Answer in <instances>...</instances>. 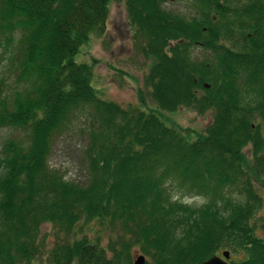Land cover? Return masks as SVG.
I'll use <instances>...</instances> for the list:
<instances>
[{
	"label": "trees",
	"instance_id": "16d2710c",
	"mask_svg": "<svg viewBox=\"0 0 264 264\" xmlns=\"http://www.w3.org/2000/svg\"><path fill=\"white\" fill-rule=\"evenodd\" d=\"M121 1L149 62L143 86L154 111L103 100L93 66L75 59ZM164 1L0 0V131L24 134L0 145V264H34L41 225L69 235L79 222L104 224L116 240L107 249L97 238L55 243L48 264H117L132 249L153 264H201L224 251L230 264H264L261 199L243 154L248 147L261 179L264 0H189L190 19ZM196 47L210 58L193 60ZM179 109L210 111L212 123L190 140L160 119ZM73 122L88 139L83 186L48 167L54 138ZM193 197L202 205L182 201Z\"/></svg>",
	"mask_w": 264,
	"mask_h": 264
},
{
	"label": "rangeland",
	"instance_id": "374dc122",
	"mask_svg": "<svg viewBox=\"0 0 264 264\" xmlns=\"http://www.w3.org/2000/svg\"><path fill=\"white\" fill-rule=\"evenodd\" d=\"M162 8L167 12L175 13L187 19L196 16V11L189 0H165ZM133 32L128 23L124 1L111 3L108 9L104 34L101 37H91L87 44L80 48L75 59L78 63H87L93 66L91 84L103 100L113 102L123 109L132 107L150 112L155 110V105L147 96L143 86L144 78L149 70V62L137 51L132 38ZM17 37L18 35L16 34ZM226 44L229 45L228 43ZM16 45V42H14L11 46L12 51H15L16 48L14 46ZM191 57L193 60L201 62L209 59L210 55L202 48L196 47L192 49ZM5 59L6 56L0 51V77L2 70L7 66L8 60L5 62ZM6 74L4 76L7 79L8 76L13 77V73ZM140 90L144 91V107L139 102L138 92ZM212 117L213 114L210 111L199 115L192 110L179 109L174 113H163L160 119L168 127L189 131L190 140H194L196 136L204 134L205 129L212 123ZM82 126L81 123L73 122L69 130L54 138L48 158V167L60 171L65 181L83 186L86 184L87 175L83 152L87 146L88 139L81 129ZM23 135L17 129L2 130L0 131V145L8 137L21 140L24 138ZM243 154L248 163L245 170L252 179V187L255 193L261 199V208L255 216L256 220L264 215V175L257 181L252 178L250 149L248 147L245 148ZM239 191L240 188L237 187L233 190V195ZM182 201L194 206H200L203 203V200L197 197L183 198ZM110 229L104 224L97 222H79L71 234L65 235L50 224H43L39 227L38 234V240L42 243L41 256L34 264H48V253L55 243H71L83 237L93 240L97 238L100 246L107 249L108 244L114 242L118 234ZM256 233L259 238L264 239L262 231L257 230ZM105 254L108 259H111V252L106 250ZM138 255L141 254L136 249H132L129 252V256L122 257L117 264H133L134 259ZM232 258L233 256H230V259ZM144 259L148 264H153L151 259L146 257Z\"/></svg>",
	"mask_w": 264,
	"mask_h": 264
},
{
	"label": "water",
	"instance_id": "95a60500",
	"mask_svg": "<svg viewBox=\"0 0 264 264\" xmlns=\"http://www.w3.org/2000/svg\"><path fill=\"white\" fill-rule=\"evenodd\" d=\"M229 253L224 251L220 255H215L206 260L205 262L201 264H230L229 263ZM133 264H145V259L142 255L136 256V258L133 261Z\"/></svg>",
	"mask_w": 264,
	"mask_h": 264
}]
</instances>
